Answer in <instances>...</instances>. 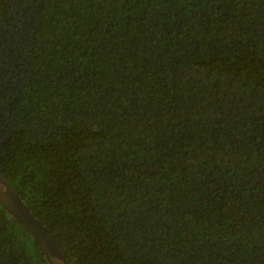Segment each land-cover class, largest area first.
Masks as SVG:
<instances>
[{
    "label": "trees",
    "instance_id": "trees-1",
    "mask_svg": "<svg viewBox=\"0 0 264 264\" xmlns=\"http://www.w3.org/2000/svg\"><path fill=\"white\" fill-rule=\"evenodd\" d=\"M0 174L69 264H264V0H0Z\"/></svg>",
    "mask_w": 264,
    "mask_h": 264
},
{
    "label": "water",
    "instance_id": "water-1",
    "mask_svg": "<svg viewBox=\"0 0 264 264\" xmlns=\"http://www.w3.org/2000/svg\"><path fill=\"white\" fill-rule=\"evenodd\" d=\"M0 206L29 231L48 264H69L50 229L34 215L19 192L1 174Z\"/></svg>",
    "mask_w": 264,
    "mask_h": 264
}]
</instances>
